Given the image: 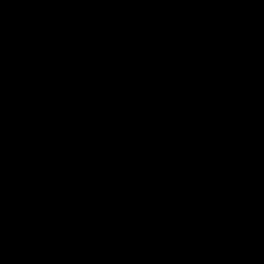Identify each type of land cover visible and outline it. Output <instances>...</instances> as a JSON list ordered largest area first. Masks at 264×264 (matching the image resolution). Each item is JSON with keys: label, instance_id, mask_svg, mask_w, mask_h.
I'll use <instances>...</instances> for the list:
<instances>
[{"label": "water", "instance_id": "1", "mask_svg": "<svg viewBox=\"0 0 264 264\" xmlns=\"http://www.w3.org/2000/svg\"><path fill=\"white\" fill-rule=\"evenodd\" d=\"M0 264H264V0H0Z\"/></svg>", "mask_w": 264, "mask_h": 264}]
</instances>
